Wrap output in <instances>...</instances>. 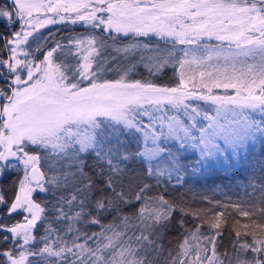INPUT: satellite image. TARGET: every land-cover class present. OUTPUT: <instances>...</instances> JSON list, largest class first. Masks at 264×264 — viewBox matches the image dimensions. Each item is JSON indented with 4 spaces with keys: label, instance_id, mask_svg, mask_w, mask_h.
<instances>
[{
    "label": "snow or ice",
    "instance_id": "1",
    "mask_svg": "<svg viewBox=\"0 0 264 264\" xmlns=\"http://www.w3.org/2000/svg\"><path fill=\"white\" fill-rule=\"evenodd\" d=\"M57 17L92 31L45 51ZM0 29V264H264V161L236 202L165 195L264 147V0H0Z\"/></svg>",
    "mask_w": 264,
    "mask_h": 264
},
{
    "label": "trees",
    "instance_id": "2",
    "mask_svg": "<svg viewBox=\"0 0 264 264\" xmlns=\"http://www.w3.org/2000/svg\"><path fill=\"white\" fill-rule=\"evenodd\" d=\"M2 30V29H0ZM92 30L90 28H83L81 26H71V23L63 24L59 26H55L53 28L44 30L41 35L43 38L47 37V41L45 43L44 50L46 51L48 48L52 47L54 41H59L62 44H67L69 37L82 36L90 33ZM53 34L50 36L49 34ZM98 34V30H97ZM127 39L125 40V42ZM117 46H120L119 44ZM42 59V55L38 54ZM147 71L140 67L138 74H134L132 76L133 79H140L142 77H147ZM174 71H164L161 73V76L155 80L157 84L162 85H174L175 79L173 76ZM106 78L113 79L116 78L114 73H108ZM154 81V82H155ZM261 156L264 157V151H260ZM264 161V158H260L255 154H250L247 162H245L240 169L235 171H224L222 170H212L205 174H200L197 176H189L185 175L184 182L182 184H176L175 180L172 183L167 185V189L165 195L170 199H178L181 196L188 202L192 204L193 207H202L209 208L213 207L206 200H203L204 196H207L212 201H221L222 203L236 202L243 196V185L247 183L248 177L252 174L254 170H257L258 174V166L259 162ZM15 179L14 175H10L4 179H0V188L4 189L5 195L7 198H11L14 192V186L12 181ZM39 199H43L44 197L41 195L38 197ZM221 210V209H217ZM229 215H227V226H222V230L224 232L223 243L225 246H228L229 243V232L231 228V224L233 222V218H238L242 222H246L247 218L238 217L235 211L231 208L228 209ZM0 222L4 223H14L19 221V215H14L11 218H8L4 215V211L0 209ZM179 214L175 216L172 221V226L170 227L165 243L169 240L173 242V244L179 239L180 229L177 225L176 221L179 219ZM108 219H111L109 217ZM107 222V221H106ZM186 223L189 227L192 226V218L187 217ZM96 227L93 226L89 229V231H96ZM43 233V229H40L37 235H41ZM9 245L0 243V248L8 247Z\"/></svg>",
    "mask_w": 264,
    "mask_h": 264
},
{
    "label": "rangeland",
    "instance_id": "3",
    "mask_svg": "<svg viewBox=\"0 0 264 264\" xmlns=\"http://www.w3.org/2000/svg\"><path fill=\"white\" fill-rule=\"evenodd\" d=\"M36 15H38L37 13H34V16H36ZM53 14L52 13H48L47 14V16L48 17H51ZM62 15H63V13H62ZM43 18H46V17H44V16H41V19H43ZM57 20H58V22L56 23V24H49V25H47V26H45L44 28H41V29H39V32L38 33H35L34 35H39L40 37H41V40H42V35H41V33L44 31V30H47V29H50V28H53V27H55V26H59V25H63V24H68V23H71L69 20H65V21H59V17H57ZM71 26H81V27H83V28H87V27H85L81 22H78V23H76V24H72L71 23ZM30 41H31V38H30ZM43 41V40H42ZM126 42H128V41H126ZM152 43H157V41L155 40V39H153V41H151ZM159 43L161 44V46L163 47L164 46V42L163 41H159ZM210 43H217L216 41H210ZM67 45V44H66ZM36 47V42H32V48H35ZM183 47H185V46H181V45H177V55H182V53L180 52V49L181 48H183ZM164 71H174V69L172 68V67H168V68H166ZM147 73V72H146ZM148 74V73H147ZM161 76V74L159 75V76H156V77H153V79H154V81L155 80H157L159 77ZM155 83H156V81H155ZM217 91H219V92H221L222 93V91L223 90H217ZM201 106L202 107H207V106H205V105H203V102H201ZM264 151V147H262L260 144H257L253 149H252V154H255L256 156H258V157H260V158H264V157H262L261 156V153H260V151ZM186 155V157H187V161L189 162V165H191V163L192 162H194L197 158H198V153H195V152H192V151H189L188 153H186L185 154ZM250 156V155H249ZM249 156H248V158H249ZM247 158V159H248ZM243 165V164H242ZM214 169H216V170H222L221 168H219V167H216V168H208L207 170H205V171H202V173H197V174H193L192 172H191V166H189V168H188V171H187V173L185 174V175H189V176H197V175H200V174H205V173H208V172H210V171H212V170H214ZM238 169H240V167L239 168H237L236 170H238ZM19 220H21V217L19 216Z\"/></svg>",
    "mask_w": 264,
    "mask_h": 264
}]
</instances>
